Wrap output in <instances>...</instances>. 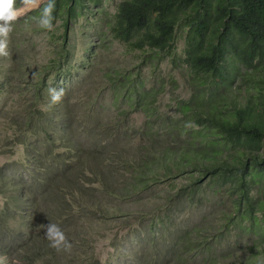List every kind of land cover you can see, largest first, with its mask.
<instances>
[{
  "label": "trees",
  "instance_id": "trees-1",
  "mask_svg": "<svg viewBox=\"0 0 264 264\" xmlns=\"http://www.w3.org/2000/svg\"><path fill=\"white\" fill-rule=\"evenodd\" d=\"M103 2L55 0L53 24L64 18L67 28L85 6ZM40 15L18 22L38 26ZM104 26L156 60L173 54L183 34L172 60L191 91L164 106L163 79L146 90L110 70V87L84 80L53 104L48 75L27 81L26 60L9 44L0 56V155L20 145L26 164L0 167V262L102 264L98 242L115 230L124 236L113 249L138 246L134 264H264V0H121ZM58 51L51 70L66 54ZM238 65L254 72L241 82L256 90L253 99L235 94ZM118 91L128 108L117 105ZM12 167L25 172L15 176ZM187 209L195 212L178 220ZM49 223L70 251L50 247Z\"/></svg>",
  "mask_w": 264,
  "mask_h": 264
},
{
  "label": "rangeland",
  "instance_id": "rangeland-1",
  "mask_svg": "<svg viewBox=\"0 0 264 264\" xmlns=\"http://www.w3.org/2000/svg\"><path fill=\"white\" fill-rule=\"evenodd\" d=\"M103 1L99 7L93 5L85 6L78 19L75 22H69L67 28L63 25L64 18L58 19L53 24L54 30L52 31L40 28L35 23L20 24L18 19L14 23V33L10 34L8 45L11 44L12 53L16 56H22L26 60L22 69L25 79L28 81V77H30L37 81L40 76L47 74L49 84L55 86V88L63 87L65 92L72 91L76 85H80L84 80L91 78L97 81L98 86L105 88L106 85L108 88L110 83L106 73L110 70H116L119 74L129 73L136 81L143 82V88L145 86L146 90L154 85L156 79H163L165 83L164 94L158 100L161 105L165 106L176 96L186 98L191 91L189 81H187V72L179 66L178 62L174 63L172 60L174 56H181L180 53L184 45L183 34L178 36L175 43V52L170 55L161 54V57L157 60L151 59L149 54L145 52L129 50L125 44L111 39L104 26L105 20L115 13L116 6L121 0ZM95 10L98 12H95ZM20 25L28 29L23 30ZM16 28L17 30H15ZM65 33L66 39H64ZM61 48L66 50V54L63 56V60L55 61L51 70V61L56 58L58 50ZM7 49H10V46ZM34 62L35 65H33ZM237 72H239V76L234 75L235 94H238L242 101L253 99L256 90L250 85L242 84L241 82H243V75H249V73L254 72L245 70L240 66ZM57 75L61 79L55 83ZM118 78L120 79V77ZM171 80L176 81V88L170 82ZM100 87L99 89H101ZM116 95L117 105L121 104L123 108H128V103H121L123 101V92L118 91ZM104 101H113L112 92L106 91ZM132 117L135 119V124H137L142 121L143 115L136 113ZM0 142L3 144L1 137ZM20 164H26L24 149L20 145L16 146L13 152L0 155V167L7 165L18 166ZM12 169V174L15 176L25 172L16 171L19 169L18 167H12ZM3 205L4 200L0 196V209ZM149 208L152 209L153 206ZM190 210L195 212L192 209H187L183 215H180L182 218L178 216V220L189 216ZM115 232L114 230L105 233L106 237L98 242V260L102 264H115L116 260H110L113 257V253L114 255L123 253L124 259L122 263L116 262V264H134L132 248L136 249L138 246L128 243L121 250L113 249L110 245L111 242L115 238L124 236L123 232H119L117 235ZM138 243H143V241L141 240ZM0 264L5 263L0 262ZM7 264L9 263L7 262Z\"/></svg>",
  "mask_w": 264,
  "mask_h": 264
},
{
  "label": "clouds",
  "instance_id": "clouds-1",
  "mask_svg": "<svg viewBox=\"0 0 264 264\" xmlns=\"http://www.w3.org/2000/svg\"><path fill=\"white\" fill-rule=\"evenodd\" d=\"M17 0H0V56H8L7 52L9 36L14 30V23L27 13L36 9H41L39 18L33 17L37 20L38 26L48 31L54 30L53 12L56 8L55 0H20V7L16 6ZM41 4L43 7L41 8ZM53 104L59 103L65 95L63 87L48 89ZM186 128L196 127L193 122H187ZM46 229L45 236L50 242V247L60 251L61 249L70 251L71 243L67 240L65 233L57 224L49 223L43 225Z\"/></svg>",
  "mask_w": 264,
  "mask_h": 264
}]
</instances>
